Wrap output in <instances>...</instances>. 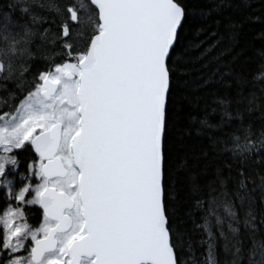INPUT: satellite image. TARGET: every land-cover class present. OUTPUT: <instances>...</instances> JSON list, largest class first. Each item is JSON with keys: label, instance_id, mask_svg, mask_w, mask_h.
Here are the masks:
<instances>
[{"label": "snow or ice", "instance_id": "snow-or-ice-1", "mask_svg": "<svg viewBox=\"0 0 264 264\" xmlns=\"http://www.w3.org/2000/svg\"><path fill=\"white\" fill-rule=\"evenodd\" d=\"M251 21L264 42V0H0V264H264Z\"/></svg>", "mask_w": 264, "mask_h": 264}, {"label": "trees", "instance_id": "trees-1", "mask_svg": "<svg viewBox=\"0 0 264 264\" xmlns=\"http://www.w3.org/2000/svg\"><path fill=\"white\" fill-rule=\"evenodd\" d=\"M198 26L199 25H193V31H195V28ZM260 28H261V25L259 24V22H255V21L249 22L248 27L245 28V36L248 41V50L245 56L243 57V59L247 62L249 69H252V70L257 69L259 63L262 62V60H264V58L260 57V51L264 50V42L253 39V37L258 36ZM224 46L225 45L222 44L219 48H217L214 51V54L219 52L220 49L223 48ZM249 58H252V59H249ZM227 59H231V57H228ZM254 74L256 76H260V73L258 71H254ZM212 90L213 89H209L208 91H212ZM204 94L205 93H200V95H204ZM0 114H2V112H0ZM248 120L253 121L254 131L258 132L260 128V122L258 120H255L254 117H247L246 123L248 122ZM16 184H17V181H16ZM203 238L207 239L206 233L203 234ZM205 248L206 246H199L196 248L197 258H199L200 253H203L205 251Z\"/></svg>", "mask_w": 264, "mask_h": 264}, {"label": "flooded vegetation", "instance_id": "flooded-vegetation-1", "mask_svg": "<svg viewBox=\"0 0 264 264\" xmlns=\"http://www.w3.org/2000/svg\"><path fill=\"white\" fill-rule=\"evenodd\" d=\"M22 169H23V167H22ZM11 178L13 180V186H15L17 188L19 186H21L22 182H21L18 175L13 173V176ZM16 181H17V184H16ZM0 191H3V189H0ZM0 215H2V208H0ZM39 220H40L39 213H37L35 216H30V222L33 223L34 225H38ZM0 233H2V225H0Z\"/></svg>", "mask_w": 264, "mask_h": 264}, {"label": "rangeland", "instance_id": "rangeland-1", "mask_svg": "<svg viewBox=\"0 0 264 264\" xmlns=\"http://www.w3.org/2000/svg\"><path fill=\"white\" fill-rule=\"evenodd\" d=\"M0 225H2V224H0Z\"/></svg>", "mask_w": 264, "mask_h": 264}]
</instances>
